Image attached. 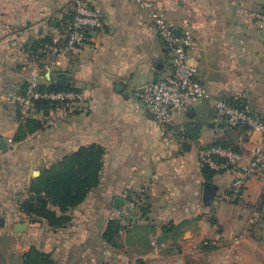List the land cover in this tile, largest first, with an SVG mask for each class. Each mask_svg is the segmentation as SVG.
<instances>
[{"label":"crops","instance_id":"1","mask_svg":"<svg viewBox=\"0 0 264 264\" xmlns=\"http://www.w3.org/2000/svg\"><path fill=\"white\" fill-rule=\"evenodd\" d=\"M89 1L100 10L103 27L68 58L44 63L45 79L65 73L84 92V106L14 143L19 121L7 99L27 80L24 50L61 33L72 0H0V141H6L0 149V231L16 233L15 224H26L18 234L24 251L33 246L62 264L68 258L58 257L117 219L119 248L128 254L120 261L126 264H264V180L246 181L245 206L229 198L233 173L220 171L207 181L198 160L200 150L228 142L246 163L264 143L257 133L215 123L213 108V100H240L264 120V22L253 16L264 13V0H145L169 22L188 20L194 38L189 60L210 97L176 113L167 128L156 124L138 97L143 86L171 72L147 11L137 0ZM89 145L104 152L98 187L67 212L71 221L63 229L30 223L18 205L32 181ZM116 197L124 201L119 208Z\"/></svg>","mask_w":264,"mask_h":264},{"label":"built area","instance_id":"2","mask_svg":"<svg viewBox=\"0 0 264 264\" xmlns=\"http://www.w3.org/2000/svg\"><path fill=\"white\" fill-rule=\"evenodd\" d=\"M137 2L147 11L150 23L163 42L171 62V72L162 79L143 86L138 92V97L144 110L156 124L167 128L172 124L176 113L187 111L201 100H210V97L198 80L196 66L189 60L194 38L188 20H183L180 25L174 24L164 19L151 2ZM253 16L264 22V13H254ZM102 27L103 21L98 8L89 0H72L71 20L57 37L52 38L50 44L44 45L40 53L45 56L46 61L51 58H68L85 44L90 32H96ZM176 30L179 31L178 35L175 34ZM20 63L23 67L30 68L24 83L25 90L8 95L7 100L18 108L21 120H37L44 128H51L84 106L86 96L81 90L48 93L40 89L44 82L46 65L44 62L40 67L36 55L24 53ZM35 101H49L53 107L44 113L43 110H37ZM213 108L215 123L245 126L248 131L259 134L264 141V120L249 106L239 108L226 101L213 100ZM198 160L200 166L207 165L211 169L230 171L234 174L229 190V198L233 201L242 198L248 179L264 180V143L254 149L252 158L246 163H243L239 154L230 147L202 149ZM242 201L245 206L248 204Z\"/></svg>","mask_w":264,"mask_h":264},{"label":"trees","instance_id":"3","mask_svg":"<svg viewBox=\"0 0 264 264\" xmlns=\"http://www.w3.org/2000/svg\"><path fill=\"white\" fill-rule=\"evenodd\" d=\"M71 18L72 13L63 23L62 31ZM51 40L50 36L42 38L26 47L24 52L36 55L39 59V66L42 67L47 59L40 51L44 45L50 44ZM25 87L26 85L23 84L21 90L16 93L24 92ZM40 89L48 93L77 90L63 72H56L55 78L48 81L44 77ZM226 102L239 108L247 106L240 100H226ZM35 104L37 110H43L44 113H47L53 107V104L49 101H35ZM15 108L19 127L12 139L14 143H19L29 135L44 129L37 120H21L18 108L16 106ZM219 125L228 130H248L245 126H230L225 123ZM212 147H232L235 152L237 151L228 142H216L204 149ZM103 154V149L99 146L89 145L79 148L77 151L64 156L49 168L43 169L40 175L32 181L27 198L19 202V212L24 214L30 223L45 222L47 227L53 231L63 229L69 225L71 218L67 212L81 205L89 193L99 185ZM216 162L220 164L217 159ZM220 171L225 170H214L207 165L201 166L202 176L207 181H210ZM228 195H230V191H228ZM234 202H237V200ZM55 209L58 210L59 214ZM120 228L119 220H109L105 229L98 236L97 244L100 247L105 245L110 249L117 250L120 245ZM21 261L22 264H58L51 253H44L33 246L21 255Z\"/></svg>","mask_w":264,"mask_h":264},{"label":"rangeland","instance_id":"4","mask_svg":"<svg viewBox=\"0 0 264 264\" xmlns=\"http://www.w3.org/2000/svg\"><path fill=\"white\" fill-rule=\"evenodd\" d=\"M211 190L215 191L216 189H208V191ZM241 199L247 200L244 194H242ZM18 234L19 233H13V231L9 233L0 231V264H22L21 255L27 252L24 251L26 242L23 241L22 237ZM97 240V235L91 236L89 241L84 243L81 247L74 246L70 248L68 253L58 258L60 261L63 260L64 257L68 258L67 262L62 264H126L120 261V258H122L121 256L128 258L126 256L128 254L123 251V247L117 250L110 249L105 245H101L100 247L99 244H97ZM36 244L39 247V240ZM88 244L91 249L87 246ZM40 248L43 249L42 246ZM43 250H49V247ZM127 264H131V262Z\"/></svg>","mask_w":264,"mask_h":264},{"label":"water","instance_id":"5","mask_svg":"<svg viewBox=\"0 0 264 264\" xmlns=\"http://www.w3.org/2000/svg\"><path fill=\"white\" fill-rule=\"evenodd\" d=\"M54 23H55L54 21L51 22L52 25H54ZM178 33H179V31L176 30L175 34L178 35ZM182 145H183L184 148H186L188 146L187 143H183ZM4 146H6V141L1 140L0 141V149H4ZM38 175H39V172L35 171L34 172V177H37ZM205 188L211 189V188H214V186L212 184H210V183H205ZM211 199H212V195H208L206 200H205L206 203L209 204ZM123 203H124V201L121 198H119V197H116V198L113 199V206L116 207V208L121 207ZM25 229H26V224H22V223L21 224H15L14 230H15L16 233H21Z\"/></svg>","mask_w":264,"mask_h":264}]
</instances>
